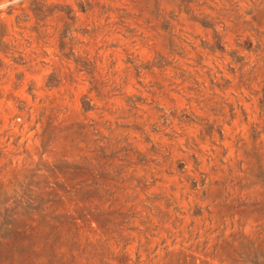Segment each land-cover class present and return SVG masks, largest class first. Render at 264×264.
<instances>
[{
	"label": "rangeland",
	"instance_id": "rangeland-1",
	"mask_svg": "<svg viewBox=\"0 0 264 264\" xmlns=\"http://www.w3.org/2000/svg\"><path fill=\"white\" fill-rule=\"evenodd\" d=\"M0 4V264H264V0Z\"/></svg>",
	"mask_w": 264,
	"mask_h": 264
},
{
	"label": "clouds",
	"instance_id": "clouds-1",
	"mask_svg": "<svg viewBox=\"0 0 264 264\" xmlns=\"http://www.w3.org/2000/svg\"><path fill=\"white\" fill-rule=\"evenodd\" d=\"M20 0H11V3L13 4H18ZM8 5L7 4H0V8H6Z\"/></svg>",
	"mask_w": 264,
	"mask_h": 264
}]
</instances>
